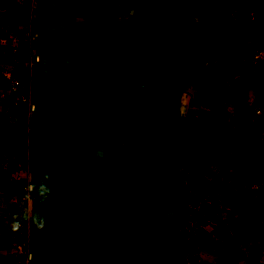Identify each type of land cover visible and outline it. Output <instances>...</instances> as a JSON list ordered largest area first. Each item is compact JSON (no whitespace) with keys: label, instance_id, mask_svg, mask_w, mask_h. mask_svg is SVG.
<instances>
[{"label":"crops","instance_id":"0c3cea01","mask_svg":"<svg viewBox=\"0 0 264 264\" xmlns=\"http://www.w3.org/2000/svg\"><path fill=\"white\" fill-rule=\"evenodd\" d=\"M232 6L244 9L241 19ZM263 16L264 0H0V34L9 33L0 38V57L18 44L13 66L36 103L25 136L0 154V264L15 263L9 245L19 218L33 256L20 264L200 261L180 253V223L193 221L180 208L172 215L183 170L163 152V134H177L167 133L166 116L180 100L178 142L227 132L213 113L232 85L198 86L216 65L231 70L238 50L227 38L238 25L251 38ZM28 41L42 56L38 65H21L31 55ZM201 52L209 57L199 60ZM257 72L248 67L244 77L256 81ZM230 94L245 112L246 98ZM203 179L208 192L209 176ZM212 196L200 201L211 207Z\"/></svg>","mask_w":264,"mask_h":264},{"label":"rangeland","instance_id":"374dc122","mask_svg":"<svg viewBox=\"0 0 264 264\" xmlns=\"http://www.w3.org/2000/svg\"><path fill=\"white\" fill-rule=\"evenodd\" d=\"M260 21L263 22L256 27H251L250 30V33L256 30L258 33L256 32L252 34L251 38L244 40L245 43L242 41L243 47L235 55V63L232 64L231 70L229 68L232 72L227 71V74H224L225 70L221 69L218 65L214 69L215 80L213 83L216 84V87L220 85L225 87L229 84L233 86L234 80H237L236 87L234 86V89H232V86H228L223 91L226 98L220 100L229 103L230 101L227 99L233 100L234 98L230 94L231 92L238 94L240 97H245L248 102L245 104L246 107H242L245 109V112L238 109L241 104L238 97L229 103L234 111L221 110L222 103H220V100L214 106L213 120L214 118L217 121L221 120L215 125L218 127L217 129L221 127L222 131L227 132L224 134L219 133L218 135L221 136L213 138L215 140L216 138H220L225 142H222L219 147L216 146L213 141L205 137L206 130L202 135L199 132L192 134V141L183 139L178 142L177 137L180 135V129L176 131L174 128L178 125L177 120L175 122L176 125L172 126L169 124L166 129L168 134L172 133V131L177 134L172 136H165L163 134L162 136L169 141L168 144L165 143L163 145V149H168L170 152L168 154L172 160H175L181 171L183 170L181 174L183 184L178 185V187H181V192L175 191L174 202L178 203L177 207H187L186 212L182 215L180 214L181 218L187 216L193 221L191 224L182 226L180 223L178 229L181 228V231H188L181 238L183 246L180 253L181 256L184 254L185 258L192 261L194 260V256H198L200 261L196 264H264V61L254 64L246 56L248 47L252 46L255 49L264 47V16ZM241 27V25H238L237 29L234 30V36L235 31L238 33L242 32L243 35L246 34L241 30ZM233 34L231 33L230 36H233ZM6 36L9 37V33L0 34L1 42L4 43L6 41ZM25 46L24 49H30L31 55L26 51L27 59L25 61L24 59H20L21 65H25L24 63H26L29 66V62L37 65L40 64L42 56L39 51L34 50L36 49L35 43L28 41ZM10 49V54L6 53L5 56L2 55L0 57V67H2L0 70V133L1 131L4 132V134H0V154L4 143L11 145L18 142V124L23 125L26 130L27 123L29 124L30 122L31 124L32 117L27 112L32 113L36 109V103L33 100L34 90L28 88L16 70V66H13L19 57L16 54L20 48L18 44L16 47L14 43ZM205 52H201L199 60L208 56ZM37 54L40 55L38 61L35 60V55ZM248 67L256 69L258 71L257 74H261L259 78L255 79L256 81L252 80L249 73V75L244 77V73L247 72ZM9 74L18 76L23 85L17 89H13ZM204 83L203 80L201 85H204ZM23 95L27 96L28 101L21 100ZM31 106H34V109H31ZM258 108L263 113L260 120H257L255 112ZM225 115L226 120H224ZM237 131H249V139L252 141L250 147L247 144V138L244 142L238 141L233 143V140H235L234 135ZM243 140L245 139L243 138ZM150 143L151 149L152 147L155 148L154 152L157 153L156 146L158 143L154 141ZM182 144L188 145L190 148V152H187L189 155L187 154L184 157L186 159H179L181 151L182 154H186L184 149L180 150L181 147L183 148ZM255 145H257L256 150L253 149ZM209 147H211V150L207 153ZM243 148L245 152L242 151ZM233 163L236 165L241 163V166L236 167ZM228 166L231 168H228ZM205 175L209 176L207 181L209 185L208 192L213 193V200H211L213 205L211 207L206 206L200 201L206 194L208 196V192H206L207 183L205 184L203 179ZM234 176L235 183L232 185V177L234 180ZM200 187L204 189L202 193L197 192ZM28 190L32 191L31 188H28ZM196 198L200 199L199 202H195ZM204 201L208 202L210 199ZM180 210L182 209L180 208ZM172 215L176 216V213ZM248 221H252V224L249 226ZM25 223L23 218H19L17 221V233L9 245L11 247L9 255L11 254L13 260H15L14 264L24 262L25 256H19L16 245L22 243L23 249L27 245L28 228L25 227ZM192 229L196 230L190 231ZM186 237L191 239L188 240L192 243L191 247H188L186 242L183 243ZM24 251H27L26 248ZM27 252L32 253L31 251ZM17 257L22 260H17Z\"/></svg>","mask_w":264,"mask_h":264},{"label":"trees","instance_id":"16d2710c","mask_svg":"<svg viewBox=\"0 0 264 264\" xmlns=\"http://www.w3.org/2000/svg\"><path fill=\"white\" fill-rule=\"evenodd\" d=\"M231 10H232V13H233V15L235 16V18H237V19H241L244 15L242 14V12L244 11V9L243 10H239L238 8H235V6H232L231 7ZM237 11H240V12H237ZM256 26H258V25H256ZM238 34H239V36H238ZM242 40H243V43H245V41L244 40H247V36H243V33L241 32V33H238L237 31H235V36H234V34H233V36H229L228 38H227V43L228 44H230L231 45V50H240L241 49V47H243V44H242ZM258 42H260L259 40H258ZM255 48H253L252 46H250V47H248V49L246 50V56H247V59H249L250 60V62L252 61L251 60V52H252V50H254ZM215 67H217V65L215 66ZM216 69V68H215ZM223 78H224V76H223ZM214 80H215V76L214 77H212V78H205L204 79V85H203V87L201 88V86L199 85L198 87V89L200 90V91H202V92H211L214 88H215V86H216V84H214L213 82H214ZM226 80V79H225ZM224 81V80H223ZM183 90L185 89V85H183ZM242 97V96H241ZM221 102L220 103H222L221 105H222V107L224 106V109H230V108H232V106H230V104H228L227 102H225V101H223V100H220ZM178 102H180V100L178 101ZM178 102H172V107H171V109L168 111V113H167V116H166V119H167V123H166V125H172V126H174V125H176L175 124V122H176V114L178 113V111H177V107L178 106H180L179 104L180 103H178ZM198 104V103H197ZM177 106V107H176ZM221 107V108H222ZM233 120H234V118H233ZM169 122H171V123H169ZM250 125V124H249ZM251 126V125H250ZM176 127V126H175ZM174 127V128H175ZM203 127H206V126H203V125H201V128H203ZM252 127V126H251ZM204 129V128H203ZM249 132V131H248ZM199 133H200V135H202L203 134V132H200L199 131ZM17 134L19 135V136H25V128H24V126L23 125H19L18 124V126H17ZM217 136H221V135H217ZM237 136V137H236ZM243 137H244V139L245 140H243ZM234 138H235V140H233V143H236L237 142V139L238 138H241L243 141H246V138H247V140H248V146L250 147L251 145V143H252V141L249 139V133L248 134H242L240 131H237V132H235V135H234ZM183 140V139H182ZM185 140V139H184ZM209 140H211V141H213L214 143H215V145L216 146H220L221 145V143L223 142V140L222 139H220V138H216V140L213 138V137H211V136H209ZM183 145V148L181 147V149L180 150H183L184 149V151H185V153L186 154H182V151H181V158H183V159H185L184 157L188 154L187 152H190V148L188 147V145H184V144H182ZM185 146V147H184ZM210 150H211V147H209V149H208V151H207V153H209L210 152ZM163 152H164V154H165V156L166 157H168L169 156V154H168V149H165V150H163ZM184 175H186V173H184ZM182 179L180 178V180L178 181V185H182L183 184V181H181ZM203 188L202 187H200L198 190H197V192L198 193H202L203 192ZM199 198L197 199L196 198V201L195 202H199ZM178 208H181L182 210H180V212H182V214L186 211V209H187V207H177L176 209H175V211H174V213L176 212L177 213V211H178ZM173 213V214H174ZM263 214H264V211H263ZM249 223H248V226L249 225H251L252 224V221H248ZM186 232H188L187 230H185V233ZM184 232L182 231L181 232V234H183ZM175 235V233L174 234H172V237H173V239L175 238V240L177 241L176 242V245H177V247H178V245H179V239H178V236H176ZM246 239V238H245ZM188 240H191L190 238H188V237H186V238H184V240H183V243L184 242H186V245L188 246V247H191L192 246V243L191 242H189Z\"/></svg>","mask_w":264,"mask_h":264},{"label":"built area","instance_id":"2783aa9c","mask_svg":"<svg viewBox=\"0 0 264 264\" xmlns=\"http://www.w3.org/2000/svg\"><path fill=\"white\" fill-rule=\"evenodd\" d=\"M39 59H40V56L38 54L35 55V60L38 61ZM251 60H252L251 62L254 64H257L261 61H264V47L256 48L255 50H253L252 54H251ZM9 79H11V84H12L13 89H17L23 85L18 76H14L12 74H9ZM21 100L22 101H28V98L26 95H23L21 97ZM30 108L34 109V106H31ZM255 112H256L257 120H260L262 118V115H263L262 110L258 108V109H256ZM29 188H31V187H29ZM16 246L18 248L17 250L19 252L18 254L20 257L25 256L28 259L32 258V253L24 251L22 243H18Z\"/></svg>","mask_w":264,"mask_h":264},{"label":"clouds","instance_id":"9594fccd","mask_svg":"<svg viewBox=\"0 0 264 264\" xmlns=\"http://www.w3.org/2000/svg\"><path fill=\"white\" fill-rule=\"evenodd\" d=\"M258 48H260V47H258ZM40 56V55H39ZM255 114V113H254Z\"/></svg>","mask_w":264,"mask_h":264}]
</instances>
